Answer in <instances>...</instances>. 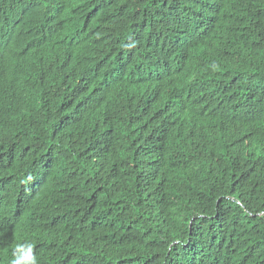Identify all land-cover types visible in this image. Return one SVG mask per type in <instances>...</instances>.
Wrapping results in <instances>:
<instances>
[{
    "label": "trees",
    "instance_id": "1",
    "mask_svg": "<svg viewBox=\"0 0 264 264\" xmlns=\"http://www.w3.org/2000/svg\"><path fill=\"white\" fill-rule=\"evenodd\" d=\"M27 243L264 264V0H0V264Z\"/></svg>",
    "mask_w": 264,
    "mask_h": 264
},
{
    "label": "clouds",
    "instance_id": "2",
    "mask_svg": "<svg viewBox=\"0 0 264 264\" xmlns=\"http://www.w3.org/2000/svg\"><path fill=\"white\" fill-rule=\"evenodd\" d=\"M32 177L28 176L27 180H31ZM22 182H27V181H22ZM27 249L26 254L21 258V257H16L12 260L11 264H39V261L33 251V244L32 243H27V244H22V245H17L18 249Z\"/></svg>",
    "mask_w": 264,
    "mask_h": 264
}]
</instances>
